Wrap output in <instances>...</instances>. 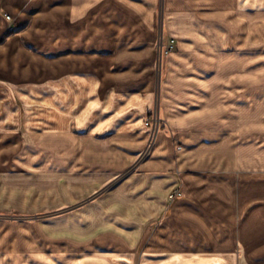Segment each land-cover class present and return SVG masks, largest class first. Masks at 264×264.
<instances>
[{"label": "crops", "instance_id": "0c3cea01", "mask_svg": "<svg viewBox=\"0 0 264 264\" xmlns=\"http://www.w3.org/2000/svg\"><path fill=\"white\" fill-rule=\"evenodd\" d=\"M196 2L0 0V155L10 151L5 143L10 141L13 146L16 140L15 145L19 144L22 126L30 134L25 146L29 151L20 164L29 168L34 155L40 153L54 156L46 159L54 160L62 170L78 168L89 154L85 143L105 132L124 136L129 148L146 141L149 129L145 118L153 111L154 96L160 88L159 72L154 78L153 46L147 38L144 45L140 44L144 35H109L100 27L170 26L184 37L186 30L195 26L197 30L190 36L205 49L219 50L220 74L224 76H236L241 71V67L222 66L221 58L229 59V52L233 51L237 59L242 56L241 49L248 48L252 59H258L264 47V0H203L205 5L218 6L217 15L203 21H187L177 13ZM8 15L14 20L15 32L4 38ZM147 36L152 43V36ZM238 87L241 90V85ZM229 102L220 99L219 106ZM231 103L253 107L252 100L235 98ZM22 106L26 109L25 124ZM237 118L234 116V123ZM170 134L166 125L157 140L159 151H171ZM223 158L205 165L220 172L234 170L236 165ZM189 177L198 187L188 185V198L177 202L171 216L161 221L154 240L144 246L137 262L132 255L137 234L142 235L144 225L152 218L160 220L165 213L168 190L159 183L155 185L160 195L153 200L147 195L140 198L137 228L118 232L128 255H87L69 264H254L243 258L249 232L244 228L242 212H238L242 203L238 180L222 173ZM150 190L154 192V188ZM201 199L207 210L197 203ZM90 246L98 250L95 244ZM81 250L84 253V246Z\"/></svg>", "mask_w": 264, "mask_h": 264}, {"label": "rangeland", "instance_id": "374dc122", "mask_svg": "<svg viewBox=\"0 0 264 264\" xmlns=\"http://www.w3.org/2000/svg\"><path fill=\"white\" fill-rule=\"evenodd\" d=\"M196 1L177 13L187 21L217 15V5ZM5 19L9 26L4 38L15 32L12 16ZM194 27L184 37L170 26L100 27L109 35H144L140 44L147 38L153 46L154 78L159 72L161 89L155 93L153 111L145 118L149 131L140 147L129 148L124 136L105 132L85 143L89 154L82 166L62 170L54 160L46 159L54 157L47 153L34 155L30 168L20 164L29 151L25 149L30 134L26 126L21 125L17 146L16 140L13 146L10 141L4 144L10 151L0 155V264H69L87 255H128L118 232L137 228L140 198L147 195L153 200L160 195L155 185L159 183L168 190L165 213L160 220L152 218L142 227V235L137 234L132 252L137 262L161 221L171 216L177 202L188 198V185H195L188 178L197 173L212 177L222 173L238 180L242 195L238 212L249 232L243 258L264 264V47L258 59H252L248 48L241 49L237 59L229 52V59L221 58L222 66L241 67V71L224 76L219 50L205 49L202 42H196L190 36L197 30ZM147 35L152 36V43ZM235 98L252 100L253 107H235L231 103ZM220 99L230 102L221 107ZM21 108L25 124L26 109ZM234 116H238L237 123ZM162 125L171 131L170 152L157 148L165 129ZM186 153L190 155L184 157ZM219 157L236 165L235 169L220 172L206 167ZM183 162L186 166L181 167ZM200 206L208 209L203 202Z\"/></svg>", "mask_w": 264, "mask_h": 264}]
</instances>
